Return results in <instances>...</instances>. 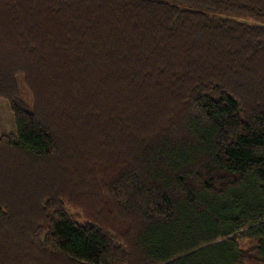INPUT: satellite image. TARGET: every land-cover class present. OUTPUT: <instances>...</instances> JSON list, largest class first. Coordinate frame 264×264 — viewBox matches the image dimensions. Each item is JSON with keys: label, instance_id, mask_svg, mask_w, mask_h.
<instances>
[{"label": "trees", "instance_id": "obj_1", "mask_svg": "<svg viewBox=\"0 0 264 264\" xmlns=\"http://www.w3.org/2000/svg\"><path fill=\"white\" fill-rule=\"evenodd\" d=\"M0 98V264H264V0H0Z\"/></svg>", "mask_w": 264, "mask_h": 264}, {"label": "rangeland", "instance_id": "obj_2", "mask_svg": "<svg viewBox=\"0 0 264 264\" xmlns=\"http://www.w3.org/2000/svg\"><path fill=\"white\" fill-rule=\"evenodd\" d=\"M14 132H15V124H14L13 114L6 100L0 98V136H3L5 134L6 135L13 134ZM99 170L101 174L102 173L105 174L104 167L102 165L99 167ZM89 192H93V189H91ZM88 201H89V205L86 206V208L82 204H70L67 202H64V208L68 213V215L73 220H75L79 224H87L91 222L90 220L92 219V217H95L94 214L92 213L97 208V205L100 204L99 202L97 203L93 198L88 199ZM102 208L105 207L102 206ZM104 212H105V220L102 219L103 221L101 220L99 221L103 223L106 229L111 228V226H113L112 223L113 220H116L117 224L121 220V219L119 220L118 217L112 214L109 210H104ZM129 228H128V224L124 220H121V223L116 227L117 230L125 233L130 230ZM240 245L244 250H248L251 247V245H253V242L251 240H242L240 242Z\"/></svg>", "mask_w": 264, "mask_h": 264}, {"label": "crops", "instance_id": "obj_3", "mask_svg": "<svg viewBox=\"0 0 264 264\" xmlns=\"http://www.w3.org/2000/svg\"><path fill=\"white\" fill-rule=\"evenodd\" d=\"M6 135V134H5Z\"/></svg>", "mask_w": 264, "mask_h": 264}]
</instances>
